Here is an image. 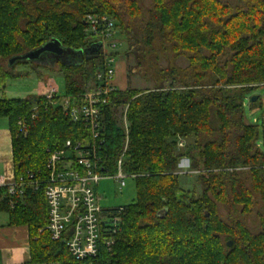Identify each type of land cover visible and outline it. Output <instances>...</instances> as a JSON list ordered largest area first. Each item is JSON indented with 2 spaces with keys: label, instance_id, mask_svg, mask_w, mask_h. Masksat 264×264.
Instances as JSON below:
<instances>
[{
  "label": "trees",
  "instance_id": "1",
  "mask_svg": "<svg viewBox=\"0 0 264 264\" xmlns=\"http://www.w3.org/2000/svg\"><path fill=\"white\" fill-rule=\"evenodd\" d=\"M146 1L0 0V92L8 80L29 76L16 70L20 64L40 67L10 66L11 59L52 40L79 53L94 44L87 16L112 17L128 45L126 56L152 88L117 89L108 96L104 168L115 174L126 148L122 169L136 198L121 206L112 250L102 247L90 263L264 264V150L246 115L247 103L252 110L259 106L260 98L250 103L252 92L264 86V0ZM148 50L152 55L146 56ZM180 59L186 67L176 65ZM103 61L100 52L58 62L61 95L74 99L92 90ZM0 119L8 121L16 180L29 174L43 180L51 152L67 141L91 140L84 123L72 122L39 95L0 98ZM23 119L26 134L19 127ZM187 140L193 142L184 149ZM184 159L198 172L200 195L181 188ZM44 190L5 195L0 212L9 226L27 227L30 264H85L46 229Z\"/></svg>",
  "mask_w": 264,
  "mask_h": 264
},
{
  "label": "built area",
  "instance_id": "2",
  "mask_svg": "<svg viewBox=\"0 0 264 264\" xmlns=\"http://www.w3.org/2000/svg\"><path fill=\"white\" fill-rule=\"evenodd\" d=\"M86 23L87 33L93 42L103 46V68L96 73L94 88L74 99L61 95L58 87L39 96L45 97L48 104L61 107L72 122L84 123L91 140L67 141L62 150L51 152L46 163V175L41 181H35L33 174H29L28 179L19 180L0 177V207L5 195L22 197L28 188L37 190L45 186L49 214L46 229L55 241L66 245L73 259L85 264L99 258L102 247L112 250L122 223L121 206L109 210L102 206L99 184L104 180H115L122 189L126 187V180L131 179L122 169L126 148L113 175L104 168L101 155L105 143L104 108L108 96L118 89L114 83L116 56L108 51L117 46L116 22L108 15H89ZM123 119L126 127V118ZM19 127L26 134V120L19 121ZM179 146L183 147V142Z\"/></svg>",
  "mask_w": 264,
  "mask_h": 264
},
{
  "label": "rangeland",
  "instance_id": "3",
  "mask_svg": "<svg viewBox=\"0 0 264 264\" xmlns=\"http://www.w3.org/2000/svg\"><path fill=\"white\" fill-rule=\"evenodd\" d=\"M149 3V0L146 1ZM92 40V38H90ZM116 48L114 50L109 49L110 53H114L116 56L115 67V85L120 90H125L127 88H138V89H151L152 85L147 84L144 80L143 75L135 67V62L132 57L126 56V51L128 45L126 42L117 34L116 37ZM155 54L161 55L158 48H156ZM152 55L148 50L147 55ZM154 54V55H155ZM161 64L166 67V61H161ZM176 65L184 68L187 66V63L184 60H177ZM38 71H33L30 65H21L16 68L18 72L29 73V76L26 78L20 79H11L8 80L4 89L0 92V98L6 99H24L38 92L39 86L42 81L39 78L41 73L44 77H49L52 80L50 88L48 85L46 87L50 90L52 87L60 88L64 91V78L58 72V66H55V71H49L46 67H39ZM169 84V83H167ZM46 90L43 91V93ZM48 91V90H47ZM257 96L260 98L259 106L256 109L249 108L247 103V119L250 123L256 125L260 132L259 145L264 150V86H261L252 92L251 97ZM121 125L124 124V119L121 115L120 117ZM192 140L186 141V149L192 144ZM183 150V149H182ZM189 160L184 159L178 170L180 174V184L181 188L185 191H195L197 195L201 194V186L198 183V172L193 171L189 167ZM98 194L101 198V204L104 209H116L120 206H126L132 204L136 198L135 184L132 180H126V187L120 188V185L115 180H104L98 186ZM8 215L6 213L0 212V225L7 223Z\"/></svg>",
  "mask_w": 264,
  "mask_h": 264
},
{
  "label": "crops",
  "instance_id": "4",
  "mask_svg": "<svg viewBox=\"0 0 264 264\" xmlns=\"http://www.w3.org/2000/svg\"><path fill=\"white\" fill-rule=\"evenodd\" d=\"M52 80L42 81L35 95L49 90ZM117 87V86H116ZM54 88V87H52ZM118 88V87H117ZM46 90L44 93L43 91ZM34 95V94H33ZM8 121L0 119V177L10 180L14 177L12 139ZM28 229L25 226L0 225V264H30Z\"/></svg>",
  "mask_w": 264,
  "mask_h": 264
},
{
  "label": "water",
  "instance_id": "5",
  "mask_svg": "<svg viewBox=\"0 0 264 264\" xmlns=\"http://www.w3.org/2000/svg\"><path fill=\"white\" fill-rule=\"evenodd\" d=\"M102 47L103 46L101 43H94L92 46H90V48L80 51L79 53H74L64 48L59 41L52 40L34 51L11 59L10 66H13L17 62H30L42 67L55 66L58 62H77L83 60L85 56L99 55ZM44 56H46L48 59L42 61L41 59ZM257 101V96L251 97L250 99V103H255ZM229 246H231V243H229Z\"/></svg>",
  "mask_w": 264,
  "mask_h": 264
},
{
  "label": "flooded vegetation",
  "instance_id": "6",
  "mask_svg": "<svg viewBox=\"0 0 264 264\" xmlns=\"http://www.w3.org/2000/svg\"><path fill=\"white\" fill-rule=\"evenodd\" d=\"M45 59H48V58H47L46 56H44V57H42V59H41V60L43 61V60H45Z\"/></svg>",
  "mask_w": 264,
  "mask_h": 264
}]
</instances>
